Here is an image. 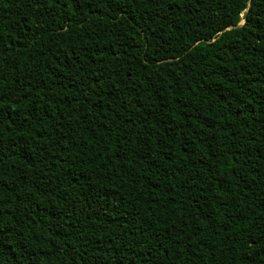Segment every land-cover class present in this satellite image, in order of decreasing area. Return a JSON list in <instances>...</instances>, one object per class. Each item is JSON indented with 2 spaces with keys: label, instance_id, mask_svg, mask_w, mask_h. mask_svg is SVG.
Masks as SVG:
<instances>
[{
  "label": "trees",
  "instance_id": "16d2710c",
  "mask_svg": "<svg viewBox=\"0 0 264 264\" xmlns=\"http://www.w3.org/2000/svg\"><path fill=\"white\" fill-rule=\"evenodd\" d=\"M0 264H264V0H0Z\"/></svg>",
  "mask_w": 264,
  "mask_h": 264
}]
</instances>
